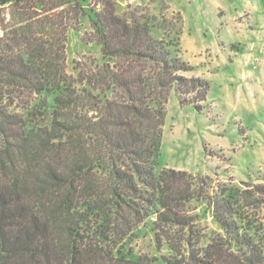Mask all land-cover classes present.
I'll return each instance as SVG.
<instances>
[{"label":"trees","instance_id":"16d2710c","mask_svg":"<svg viewBox=\"0 0 264 264\" xmlns=\"http://www.w3.org/2000/svg\"><path fill=\"white\" fill-rule=\"evenodd\" d=\"M84 2L0 0V264H264L236 193L155 171L170 90L198 112L208 101L209 81L185 75L179 28L156 39L149 17L98 0L100 60L75 59L69 73L67 31ZM192 200L223 232L204 247ZM146 223L168 254L117 248Z\"/></svg>","mask_w":264,"mask_h":264},{"label":"rangeland","instance_id":"374dc122","mask_svg":"<svg viewBox=\"0 0 264 264\" xmlns=\"http://www.w3.org/2000/svg\"><path fill=\"white\" fill-rule=\"evenodd\" d=\"M111 1L119 15L137 10L149 17L156 39H172L179 28L178 55L193 68L185 75L210 83L201 112L179 104L175 89L170 90L155 171L186 170L208 176L211 193L222 188L236 193L251 233L264 248V0ZM84 3L86 15L76 29L67 31L69 73L75 59L101 57L99 46L89 38L90 19L101 4ZM188 209L196 233L202 235L200 247L223 233L204 203L192 200ZM117 248L133 255L169 253L166 247L156 248L147 223Z\"/></svg>","mask_w":264,"mask_h":264}]
</instances>
